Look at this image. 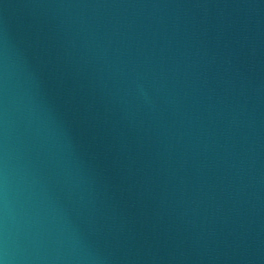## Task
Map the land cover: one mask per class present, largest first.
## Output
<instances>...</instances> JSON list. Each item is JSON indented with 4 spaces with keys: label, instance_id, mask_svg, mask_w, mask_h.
<instances>
[{
    "label": "water",
    "instance_id": "obj_1",
    "mask_svg": "<svg viewBox=\"0 0 264 264\" xmlns=\"http://www.w3.org/2000/svg\"><path fill=\"white\" fill-rule=\"evenodd\" d=\"M0 264H264V0H0Z\"/></svg>",
    "mask_w": 264,
    "mask_h": 264
}]
</instances>
